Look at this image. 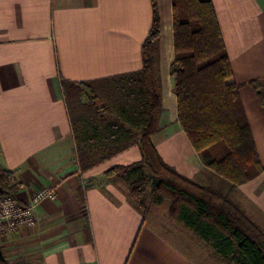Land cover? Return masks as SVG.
I'll list each match as a JSON object with an SVG mask.
<instances>
[{
    "label": "crops",
    "instance_id": "crops-1",
    "mask_svg": "<svg viewBox=\"0 0 264 264\" xmlns=\"http://www.w3.org/2000/svg\"><path fill=\"white\" fill-rule=\"evenodd\" d=\"M156 2L160 38L155 56L163 110L153 142L181 173L226 187L264 229V171L234 186L209 168L211 153L197 151L179 122L171 72L173 0ZM213 3L264 166V107L250 84L257 80L264 85V0ZM152 24V0H0V164L16 173L15 195L23 202L43 188L56 189L55 198L37 207L34 227L0 235L10 261L204 264L188 249V237L168 235L153 214L134 203L125 181L106 175L113 166L142 159L137 142L87 170L78 163L75 120L63 79L98 85L141 70Z\"/></svg>",
    "mask_w": 264,
    "mask_h": 264
},
{
    "label": "trees",
    "instance_id": "trees-1",
    "mask_svg": "<svg viewBox=\"0 0 264 264\" xmlns=\"http://www.w3.org/2000/svg\"><path fill=\"white\" fill-rule=\"evenodd\" d=\"M152 4L153 24L143 44V68L101 81L116 82L117 92L110 103H97L96 81L63 79L68 103L74 97L81 104V128L75 124L79 166L87 170L137 142L142 159L113 166L106 175L123 179L130 197L144 213L149 209L150 186L155 201L165 205L171 219L194 229L222 257L235 264H264V229L229 193L202 184L166 162L153 142V135L160 130L163 105L155 56L160 15L156 0ZM173 14L175 58L171 72L176 81L179 122L197 151L211 153L209 168L234 186L248 182L262 173L264 166L213 0H173ZM250 84L264 107V85L257 80ZM86 93L91 94L89 103L82 100ZM18 187L16 173L0 164V195H15ZM0 264L22 263L10 261L0 244Z\"/></svg>",
    "mask_w": 264,
    "mask_h": 264
},
{
    "label": "rangeland",
    "instance_id": "rangeland-1",
    "mask_svg": "<svg viewBox=\"0 0 264 264\" xmlns=\"http://www.w3.org/2000/svg\"><path fill=\"white\" fill-rule=\"evenodd\" d=\"M96 88L98 89H96L95 94L99 96L98 100L96 101L98 104L101 103V105H104L105 103H110V99L114 95H116L117 92L115 81L104 82V84H99L98 86H96ZM69 100H70L69 101L70 110L75 120V124L77 125V128H81L80 125V116L82 114L80 109L81 104L74 97L70 98ZM82 100L85 103H89L91 101V94L90 93L83 94ZM85 114H87V110ZM214 188L222 192H225L226 190V187L215 186ZM147 197H148V207H149L147 213L153 214L155 216V219L158 221V224L161 226L160 228L165 230L168 233V235H170L171 237L173 238L175 237V239L178 240L179 237H177L176 234H174L175 232H182L183 234L182 236L188 237L189 239L188 249L194 256H196L201 261H203L204 264H235L234 262L229 261L228 259L222 257L210 242L203 239L194 229L187 226L183 221L171 219L168 213V209L165 207V205L163 203H157L155 201L154 193L150 186L148 187L147 190ZM17 262L22 264H42L41 261H35L34 259L27 260L20 258Z\"/></svg>",
    "mask_w": 264,
    "mask_h": 264
},
{
    "label": "built area",
    "instance_id": "built-area-1",
    "mask_svg": "<svg viewBox=\"0 0 264 264\" xmlns=\"http://www.w3.org/2000/svg\"><path fill=\"white\" fill-rule=\"evenodd\" d=\"M56 197V189L43 188L32 198L23 202L16 195H0V235H15L22 229L32 228L37 223L36 209L46 199Z\"/></svg>",
    "mask_w": 264,
    "mask_h": 264
}]
</instances>
